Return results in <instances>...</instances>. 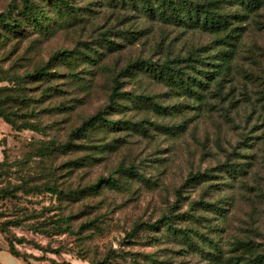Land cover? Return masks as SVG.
I'll return each mask as SVG.
<instances>
[{"label": "rangeland", "instance_id": "374dc122", "mask_svg": "<svg viewBox=\"0 0 264 264\" xmlns=\"http://www.w3.org/2000/svg\"><path fill=\"white\" fill-rule=\"evenodd\" d=\"M142 1L29 0L37 25L24 0H0V88L24 94L16 117L40 127L0 117V232L33 261L264 264V4L187 0L227 16L206 29ZM138 59H179L201 83L186 91L137 70L111 103ZM41 68L56 75L30 76ZM98 112L104 123L74 133Z\"/></svg>", "mask_w": 264, "mask_h": 264}, {"label": "trees", "instance_id": "16d2710c", "mask_svg": "<svg viewBox=\"0 0 264 264\" xmlns=\"http://www.w3.org/2000/svg\"><path fill=\"white\" fill-rule=\"evenodd\" d=\"M60 1V0H58ZM157 3V7L155 8V5H153V0H143V7L149 11V12H158V14L163 19H170L173 21H188L193 24H197L203 28H214V29H220L221 27H224L227 16L225 14H220L217 12V8L210 7V2H201L197 4H191L187 2V0H154ZM242 3H247L251 6L257 7L262 4H264V0H241ZM39 9L36 6H33L30 4L29 0H24V6L21 8L20 12L24 14L28 19H32L35 22H37V25H39L40 17H39ZM4 16V15H2ZM9 19H11V22H3L5 25L10 26L12 28H16L18 25V20L14 19L12 16H8ZM4 19V18H3ZM61 55H66V52L60 53ZM178 60H175L174 62L169 60H163L162 62H152L151 60H143L138 59L135 62H132L128 64L125 68L121 70L117 74V77L115 78V86L113 88V92L110 95V101L111 103H115L116 99L119 97H122V95L125 94V92L120 91L121 86V77L128 76L134 73V71L141 70V71H147L150 72L152 75L157 77L160 80H163L165 83L173 85L178 88H182L186 91L193 90L195 86L201 83V80L197 76H193L189 74V72L186 70V68L181 67L179 64H175ZM186 61V60H183ZM189 66H191L193 69H197L195 65L191 64V60H189ZM227 66V65H226ZM222 70V69H221ZM54 72H48L46 68H41L39 70H36L33 74H30L32 78H41L49 80L53 75L56 74ZM200 73H204L200 70ZM206 77H208V73L206 72ZM2 79H0L1 81ZM9 87H2L0 88V117L4 118V120L11 124L13 128L17 131H21L22 129H31V130H40V127L36 124H33L30 120L24 119L19 120L16 115L19 111L20 105L25 104V97L24 94L21 95H13L11 94ZM23 95V96H22ZM145 100L149 99L150 97L146 96L143 97ZM18 105H17V104ZM15 104V105H14ZM13 107H15L13 109ZM161 108V106H159ZM165 109V108H164ZM106 121V118L104 116V112H98L85 120L80 127L75 129V134L82 135V133L87 132L90 128L95 127L98 124L104 123ZM133 126L138 127H144L142 123L133 124ZM170 129V128H169ZM4 144L3 140H0V146ZM5 150V149H4ZM5 154V151H3ZM4 161L0 162V166L3 165ZM202 178V173L198 172L195 174H190V176L187 178L186 183H193L197 182ZM107 183L110 184H116L115 180L113 178H107L104 180ZM50 193L53 194H62L63 192L61 190H57L54 188H49L48 190ZM1 193L4 195H10V191L3 190ZM1 195V194H0ZM178 197H181L180 191L178 192ZM202 207H216L214 203L201 201L198 202ZM178 206V205H177ZM165 220V223H171V216H164L163 218ZM59 224L62 229L61 230H69L68 221L69 218L64 217L61 220H58ZM63 224H66V227L62 226ZM151 228H154L155 225H150ZM183 236L185 238L190 237L187 235V232L185 230L181 231ZM6 238V237H5ZM7 239V238H6ZM8 241V240H7ZM9 243V242H8ZM9 251L17 256L21 257V254L17 252V250L14 248L12 244L9 243ZM25 260V257H21ZM45 260V259H44ZM51 260L55 264H74V263H61L57 262L53 259H47ZM263 261V256H258L257 260L254 261V264H260Z\"/></svg>", "mask_w": 264, "mask_h": 264}, {"label": "crops", "instance_id": "0c3cea01", "mask_svg": "<svg viewBox=\"0 0 264 264\" xmlns=\"http://www.w3.org/2000/svg\"><path fill=\"white\" fill-rule=\"evenodd\" d=\"M21 259V260H19ZM59 262V261H57ZM55 264L51 260L44 261H33V260H25L21 257H17L13 255L9 251V243L5 236L0 232V264Z\"/></svg>", "mask_w": 264, "mask_h": 264}]
</instances>
